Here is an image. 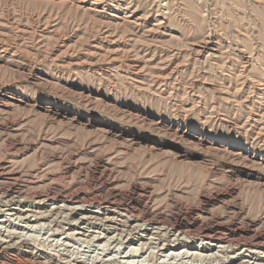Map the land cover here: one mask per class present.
<instances>
[{
    "label": "rangeland",
    "instance_id": "1",
    "mask_svg": "<svg viewBox=\"0 0 264 264\" xmlns=\"http://www.w3.org/2000/svg\"><path fill=\"white\" fill-rule=\"evenodd\" d=\"M0 230V264H264V0H0Z\"/></svg>",
    "mask_w": 264,
    "mask_h": 264
},
{
    "label": "bare ground",
    "instance_id": "2",
    "mask_svg": "<svg viewBox=\"0 0 264 264\" xmlns=\"http://www.w3.org/2000/svg\"><path fill=\"white\" fill-rule=\"evenodd\" d=\"M17 189V188H16ZM19 189V188H18ZM106 190V189H105ZM59 192V191H58ZM108 192V191H107ZM17 193H19V192H17ZM61 194V193H60ZM100 194V193H99ZM44 195V194H43ZM71 195V194H70ZM115 195V194H114ZM37 196V195H36ZM64 196V195H63ZM76 196V195H75ZM62 197V196H61ZM2 198V197H1ZM92 198V197H91ZM90 198V199H91ZM94 198V197H93ZM21 199H22V197H21ZM41 199V198H40ZM45 199V198H44ZM78 199L79 198H74L73 199V201H75V202H77V203H79L78 202ZM83 199V198H82ZM103 199V198H102ZM106 199V198H105ZM98 200V199H97ZM82 201V200H81ZM22 202V201H21ZM85 202V201H84ZM30 203V202H29ZM99 203V202H98ZM99 205H101V204H99ZM90 206H93L92 204H90ZM75 207V206H74ZM67 208H68V206H67ZM70 208V207H69ZM72 208V207H71ZM76 208V207H75ZM81 208V207H80ZM95 208V207H94ZM114 209V208H113ZM141 209H142V207H141ZM126 210V209H125ZM72 211V210H71ZM79 211V210H78ZM81 211V210H80ZM147 211V210H146ZM140 212V211H139ZM78 213H80V212H78ZM87 213V212H86ZM14 214V213H13ZM54 216V215H53ZM57 216V215H56ZM4 217V216H3ZM84 217V216H83ZM85 217H87V215H85ZM88 217H90V216H88ZM88 217H87V219H88ZM185 217V216H184ZM13 218V217H12ZM33 218V217H32ZM58 218V217H57ZM176 218V217H175ZM9 219V218H8ZM63 219V218H62ZM61 219V220H62ZM81 219H84V218H81ZM95 219V218H94ZM107 219H108V217H107ZM112 219V218H111ZM159 219V218H158ZM174 219V218H173ZM150 220V219H149ZM160 220V219H159ZM163 220V219H162ZM161 220V221H162ZM170 220V219H169ZM10 221V220H9ZM76 221V220H75ZM96 221V220H95ZM102 221V220H101ZM147 221V220H146ZM160 221V222H161ZM164 221V220H163ZM126 222V221H125ZM145 222V221H144ZM188 222V221H187ZM187 222H185V221H183L182 220V218L180 219V218H176L175 219V225L174 226H172L173 227V231L175 232L174 233V235H178V236H181V235H183V234H185V235H196V237H199V238H202V239H204V240H214V239H216L217 241H220V242H223V241H221L222 239L224 240V242H226L228 245L229 244H231V243H233L234 241H236L237 240V238H238V236H239V234H238V232L237 231H232V232H230V233H228V234H226L225 236H223L224 238H220V237H218V233L214 230V228L213 227H206V226H198V225H196V222H195V220H194V222H192V223H187ZM75 223V222H74ZM147 223V222H146ZM154 223V222H153ZM171 223V222H170ZM102 224V223H101ZM136 224V223H135ZM139 224H141V223H139ZM160 224H162V223H160ZM166 224V223H165ZM164 224V225H165ZM172 224V223H171ZM15 225H16V223H15ZM68 225V224H67ZM123 225H125V224H123ZM128 225V224H127ZM34 226V225H33ZM102 226V225H101ZM158 226V225H157ZM163 226V225H162ZM132 227V226H131ZM154 227V226H153ZM170 227V226H169ZM171 227V228H172ZM24 228V227H23ZM36 228V227H35ZM135 228V227H134ZM37 229V228H36ZM41 229V228H40ZM48 229V228H47ZM131 229V228H130ZM159 229V228H158ZM231 229V228H230ZM234 229H236V228H234ZM120 230V229H119ZM134 230V229H133ZM163 230H165V229H163ZM1 231V230H0ZM3 231V230H2ZM100 231V230H99ZM8 232V231H7ZM11 232H12V230H11ZM21 232V231H20ZM133 232V231H132ZM157 232V231H156ZM23 233V232H22ZM166 233V232H165ZM71 234V233H70ZM81 234V233H80ZM90 234V233H89ZM169 234V233H168ZM19 235V234H18ZM97 235V234H96ZM114 235V234H113ZM120 235V234H119ZM150 235V234H149ZM172 235V234H171ZM90 236V235H89ZM173 236V235H172ZM220 236V235H219ZM241 236V235H240ZM20 237V236H19ZM68 237V236H67ZM76 237V236H75ZM100 237V236H99ZM112 237V236H111ZM119 237V236H118ZM136 237V236H135ZM174 237V236H173ZM183 237H184V235H183ZM188 237V236H187ZM242 237H243V235H242ZM22 238V237H21ZM105 238V237H104ZM110 238V237H109ZM120 238V237H119ZM126 238V237H125ZM179 238V237H178ZM180 238H182V236L180 237ZM180 238H179V240H180ZM249 238V237H248ZM4 239V238H3ZM24 239V238H23ZM82 239V238H81ZM162 239V238H161ZM184 239V238H183ZM247 239V238H246ZM250 239V238H249ZM74 240V239H73ZM90 240V239H89ZM88 240V241H89ZM111 240V239H110ZM152 240V239H151ZM177 240V239H176ZM186 240H187V238H186ZM203 240V241H204ZM85 241V240H84ZM109 241V240H108ZM122 241H123V239H122ZM121 241V242H122ZM181 241V240H180ZM183 241H185V240H183ZM66 242V241H65ZM178 242V241H177ZM262 242V241H261ZM79 243V242H78ZM90 243V242H89ZM92 243V242H91ZM105 243V242H104ZM162 243V242H161ZM254 243V242H253ZM69 244V243H68ZM100 244V243H99ZM144 244V243H143ZM234 244V243H233ZM5 245V244H4ZM3 244H0V252H4L8 247H7V245L6 246H4ZM113 245V244H112ZM121 245V244H120ZM142 245V244H141ZM149 245V244H148ZM232 245V244H231ZM235 245H242V250L243 251H245V253L247 252V253H249V254H251V244H241L240 242H236L235 243ZM60 246V245H59ZM91 246V245H90ZM117 246V245H116ZM143 246V245H142ZM237 246V247H238ZM241 247V246H240ZM79 248V247H78ZM109 248V247H108ZM111 248H113V247H111ZM144 248V247H143ZM229 248V247H228ZM80 249H82V248H80ZM105 249V248H104ZM149 249H150V247H149ZM159 249V248H158ZM241 249V248H240ZM116 250V249H115ZM170 250V249H169ZM254 250V249H253ZM252 250V251H253ZM56 251V250H55ZM75 251V250H74ZM85 251V250H84ZM64 252V251H63ZM244 253V254H245ZM67 254V253H66ZM124 254V253H123ZM141 254V253H140ZM240 254H242L243 255V253H240ZM264 254V253H263ZM77 255V254H76ZM82 255V254H81ZM87 255V254H86ZM115 255V254H114ZM262 255V254H261ZM6 256V255H5ZM31 256V255H30ZM37 256V255H36ZM75 256V255H74ZM88 256V255H87ZM97 257H98V255H96ZM95 256V257H96ZM113 256V255H112ZM143 256V255H142ZM33 257V256H32ZM92 257V256H91ZM17 258V257H16ZM84 258V257H83ZM64 259V258H63ZM73 259V258H72ZM71 259V260H72ZM76 259V258H75ZM8 260V259H7ZM113 260V259H112ZM237 260V259H236ZM4 261V260H3ZM61 261V260H60ZM5 262V261H4ZM11 262H16V260H14V261H12V259H11ZM26 262V261H25ZM24 262V263H25ZM243 262V261H242ZM3 263V262H2ZM17 263H18V261H17ZM110 263V262H109ZM5 264V263H4ZM7 264V263H6ZM11 264V263H10ZM115 264V263H114ZM209 264V263H208Z\"/></svg>",
    "mask_w": 264,
    "mask_h": 264
}]
</instances>
